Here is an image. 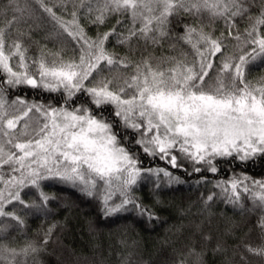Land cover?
<instances>
[{
  "label": "snow or ice",
  "instance_id": "1",
  "mask_svg": "<svg viewBox=\"0 0 264 264\" xmlns=\"http://www.w3.org/2000/svg\"><path fill=\"white\" fill-rule=\"evenodd\" d=\"M45 17L52 49L32 38ZM0 22V264H40L58 225L37 243L26 217L50 211L57 197L46 186L97 200L103 218L153 220L137 195L149 178L159 189L185 183L170 169L216 174L218 161L264 159V75L252 77L264 72V0H0ZM25 89L58 103L16 92ZM136 147L168 167L144 166ZM195 183L217 189L205 205L219 196L243 209L245 196L264 233V178L233 172ZM244 248L264 257V244Z\"/></svg>",
  "mask_w": 264,
  "mask_h": 264
},
{
  "label": "trees",
  "instance_id": "2",
  "mask_svg": "<svg viewBox=\"0 0 264 264\" xmlns=\"http://www.w3.org/2000/svg\"><path fill=\"white\" fill-rule=\"evenodd\" d=\"M204 22L207 23L206 17ZM41 23L44 27L33 31L32 38L52 49L54 43L43 39L46 31L50 30L47 18ZM114 23L115 18H112L99 31L107 30ZM0 26H3L2 22ZM214 27L215 34L219 35L221 23L216 22ZM239 27L242 30L245 24L240 23ZM96 31L95 27L88 28L90 35L94 36ZM107 46L119 54L127 51L111 38ZM32 51L35 52V46ZM155 51L158 55L160 49ZM260 75L264 72L252 70L253 78ZM16 92L20 95L26 93L30 99H43L54 104L59 100L57 94L36 93L28 89ZM135 151L141 152V149L136 147ZM140 159L147 167H168L164 161L152 160L142 152ZM217 167L220 171L216 174L203 172L191 176L183 170L170 169L185 183L161 186L159 189H154L153 180L149 178L140 186L137 195L159 217L153 220L137 216L135 212L103 218L97 200L83 196L68 186H46L44 191L57 197L56 201L49 203L50 211L29 213L26 217L28 237L37 243L42 230L53 223L58 225L52 239L38 256L40 264H176L181 256L185 264H244L241 255L248 264H264V257L251 255L244 248L245 244L253 247L264 244V233L257 226L259 210L249 211L252 202L243 195V209L227 204L219 196L205 205L206 196L217 189L212 183H195L201 176L213 182L228 179L233 172H243L255 179L264 178V159L258 158L247 164L235 160L231 163L218 161ZM188 171L191 172V168ZM197 225H200L199 229ZM204 235H209L211 239L204 241ZM217 244L224 250L215 251ZM189 249H195V252L189 255ZM196 254H201L199 259Z\"/></svg>",
  "mask_w": 264,
  "mask_h": 264
}]
</instances>
